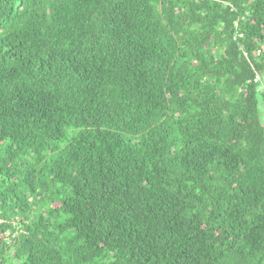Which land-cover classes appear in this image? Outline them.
<instances>
[{"label":"trees","instance_id":"16d2710c","mask_svg":"<svg viewBox=\"0 0 264 264\" xmlns=\"http://www.w3.org/2000/svg\"><path fill=\"white\" fill-rule=\"evenodd\" d=\"M264 0H0V264H264Z\"/></svg>","mask_w":264,"mask_h":264},{"label":"built area","instance_id":"2783aa9c","mask_svg":"<svg viewBox=\"0 0 264 264\" xmlns=\"http://www.w3.org/2000/svg\"><path fill=\"white\" fill-rule=\"evenodd\" d=\"M253 82L257 84V90L262 93V96L264 98V71L257 72L253 78ZM261 119H262V123L264 124V104L261 110Z\"/></svg>","mask_w":264,"mask_h":264}]
</instances>
